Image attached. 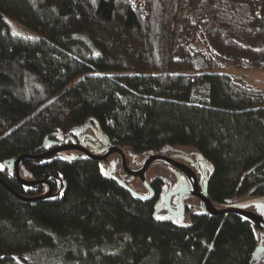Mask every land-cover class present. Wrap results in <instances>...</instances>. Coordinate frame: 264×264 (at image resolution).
<instances>
[{
    "label": "trees",
    "instance_id": "16d2710c",
    "mask_svg": "<svg viewBox=\"0 0 264 264\" xmlns=\"http://www.w3.org/2000/svg\"><path fill=\"white\" fill-rule=\"evenodd\" d=\"M167 2L0 0V165L43 154L45 139L60 142L52 135L66 139L92 120L132 154L202 155L216 206L264 197V90L225 73L264 71V0H192L164 55ZM6 19L37 37L10 34ZM60 158L22 164L36 181L62 176L56 201L24 202L0 186V264H27V253L71 232L97 246L62 264L249 263L258 232L238 217L198 212L186 228L157 224L153 203L134 202L95 162ZM0 180L23 196L12 173L0 170Z\"/></svg>",
    "mask_w": 264,
    "mask_h": 264
},
{
    "label": "water",
    "instance_id": "95a60500",
    "mask_svg": "<svg viewBox=\"0 0 264 264\" xmlns=\"http://www.w3.org/2000/svg\"><path fill=\"white\" fill-rule=\"evenodd\" d=\"M91 122L92 120H87L81 127L73 129L71 131L72 136L66 139L59 133L52 135V137H59L61 141L51 143L49 142V138H47L42 146V149L45 151L43 154L35 156L22 155L15 159L5 161L2 163L3 169L12 173L21 186L36 187L47 185L49 177L46 176L40 181H32V175L28 173L22 165L25 161H42L51 156L69 153V156L60 158V160L68 164L76 162H98L104 161L115 154L124 162L125 155L123 150L110 142L107 136L100 130L98 124L95 123V126H92ZM87 131L93 133V141L97 142L95 145H92L93 153H89L84 148L85 144L82 143ZM74 137H79V143H77ZM52 146L55 147V149L50 150ZM77 154L81 155V157H77ZM183 154L184 152L177 151L170 147H164L158 152H148L141 155L128 152L132 164L137 168L133 171H125L130 175V181L135 179L138 180L146 191L145 194L134 191V189L125 184L121 179H112L111 174L113 168L110 166L107 167V169H103V171L101 169L100 176L104 180L114 181L134 202L145 204L152 202L155 198V194L146 180L148 169L155 164L164 165L167 168L174 165L176 167V170L173 171L176 176L175 181L173 185L168 188L169 182L163 180L166 184L154 203L152 213L153 221L157 224H171L177 228H186L187 219L185 216V207L188 200L195 199L198 202L197 209L204 217L212 218L232 215L254 227L258 232V243L250 256L248 264H264V197H258L250 201H242L226 206L214 205L208 195L209 183L214 175L212 164L196 152H188L187 156ZM177 160L186 161L188 166L180 164ZM51 162L52 161H48L45 165H49ZM113 164L114 163L111 165ZM59 178L63 180L60 174ZM0 186L19 200L28 203L48 202L51 197L50 188L45 194L39 197L27 198L15 193L1 180ZM64 190L65 185L61 196ZM162 212H166L165 215L163 214V219H157L156 217Z\"/></svg>",
    "mask_w": 264,
    "mask_h": 264
},
{
    "label": "rangeland",
    "instance_id": "374dc122",
    "mask_svg": "<svg viewBox=\"0 0 264 264\" xmlns=\"http://www.w3.org/2000/svg\"><path fill=\"white\" fill-rule=\"evenodd\" d=\"M191 3L192 0H168L166 9L162 14L165 28L161 37V45L164 55H167L169 49L177 46L179 29L183 25L185 19L190 18ZM231 8L241 15L246 14L245 11L238 7L231 6ZM5 21L10 34L14 35V33H16L15 36L26 39H35L37 37L34 33L17 23L9 19ZM240 39L241 42L250 45V39L245 40L243 36ZM225 73L238 77L252 87L264 90V71L244 72L230 68L227 69ZM53 149H55V147L50 148V150ZM80 235L81 234L76 232H71L63 236H57L53 239L51 246L38 248L27 253L24 258L27 264H62L70 255H76L77 253L83 254L84 250L87 248L97 246L96 244L92 245L90 242H87L88 240H85Z\"/></svg>",
    "mask_w": 264,
    "mask_h": 264
},
{
    "label": "flooded vegetation",
    "instance_id": "af4514ba",
    "mask_svg": "<svg viewBox=\"0 0 264 264\" xmlns=\"http://www.w3.org/2000/svg\"><path fill=\"white\" fill-rule=\"evenodd\" d=\"M92 137H93V133L92 134H85L84 139L82 141V143L85 144L84 148L89 153H93L92 145H95L97 143L96 141H93ZM76 141H77V143H79V137H77ZM177 151H179V150H177ZM123 152L125 155V161L124 162H122L120 157L115 155V154L110 156L109 158H107L104 161H98V162L93 161V162H95L97 164L99 171L101 169H107V167H109V166L112 167L113 168L112 174H111L112 179H121L122 181H124L125 184L130 186L132 189L137 190V192H140L142 194H145L146 191L140 185V183L138 182L137 179L130 181V175L127 174L125 170L133 171L137 167L132 164V161L130 159V156L128 155V152L125 150H123ZM60 155H65L64 156V158H65V157L69 156L70 154L69 153L58 154L56 156H52L51 159L54 160L55 158H57ZM183 155L187 156V153L184 152ZM76 156L81 157V155H79V154H77ZM51 159L49 158V159L42 160V161H47V160H51ZM177 161L180 164L188 166V163L186 161H179V160H177ZM112 163H114V164L111 165ZM175 170H176V167L174 165H171L170 168H167L164 165H158V164H155L148 169V171L146 173V180L148 181L150 188L152 189V187H155V188L159 189L158 195H155V198L152 201L153 206H154L155 201L158 199L163 187L166 184L163 182V180L169 182L168 188H170V186L173 185L175 178H176V176L173 173V171H175ZM51 174H52L51 172L47 174V176L49 177L47 180V185L28 187V186H21L18 183L20 188L22 189L23 196L30 198L31 196H29V195H31L37 187H42V188H45L46 191L42 194L34 195L31 198L39 197V196L45 194L48 191V189L50 188L51 197H50L49 201H56L57 199H59L61 197V193L64 189L65 183H64V180L59 178L58 174H57L58 178L51 175ZM32 181H36V180H34L32 177ZM109 181H111V180H109ZM111 182H113L116 185V183L114 181H111ZM197 207H198L197 200L190 199L187 201V205L185 207V216H186L187 221L189 220L190 216L196 215L199 212ZM165 213L166 212H162L159 214V216L163 217L165 215Z\"/></svg>",
    "mask_w": 264,
    "mask_h": 264
},
{
    "label": "snow or ice",
    "instance_id": "6c2138e0",
    "mask_svg": "<svg viewBox=\"0 0 264 264\" xmlns=\"http://www.w3.org/2000/svg\"><path fill=\"white\" fill-rule=\"evenodd\" d=\"M16 33H14V35H15ZM98 55V54H97ZM3 169V166L2 165H0V170H2ZM102 171H103V169H102ZM157 219H163V217H156Z\"/></svg>",
    "mask_w": 264,
    "mask_h": 264
}]
</instances>
